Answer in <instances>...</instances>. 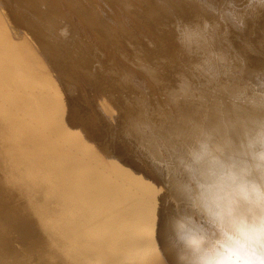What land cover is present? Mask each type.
Wrapping results in <instances>:
<instances>
[{
  "label": "bare ground",
  "instance_id": "6f19581e",
  "mask_svg": "<svg viewBox=\"0 0 264 264\" xmlns=\"http://www.w3.org/2000/svg\"><path fill=\"white\" fill-rule=\"evenodd\" d=\"M220 70L264 75L260 0H0V264H176L141 130Z\"/></svg>",
  "mask_w": 264,
  "mask_h": 264
},
{
  "label": "clouds",
  "instance_id": "9594fccd",
  "mask_svg": "<svg viewBox=\"0 0 264 264\" xmlns=\"http://www.w3.org/2000/svg\"><path fill=\"white\" fill-rule=\"evenodd\" d=\"M227 79L181 80L165 96L173 115L141 130L171 194L162 239L176 264H264V75L212 91Z\"/></svg>",
  "mask_w": 264,
  "mask_h": 264
}]
</instances>
